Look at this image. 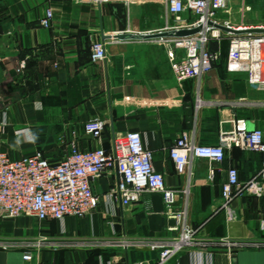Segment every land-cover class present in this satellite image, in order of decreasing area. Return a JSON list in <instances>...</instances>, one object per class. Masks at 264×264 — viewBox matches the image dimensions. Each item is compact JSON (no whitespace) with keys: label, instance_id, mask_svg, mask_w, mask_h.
<instances>
[{"label":"crops","instance_id":"1","mask_svg":"<svg viewBox=\"0 0 264 264\" xmlns=\"http://www.w3.org/2000/svg\"><path fill=\"white\" fill-rule=\"evenodd\" d=\"M109 4L0 0V151L13 158L41 151L58 163L72 145L108 149L115 134L139 132L166 186L178 192L176 208L186 207L187 224L199 229L196 243L164 264H264V196L235 199L233 219L221 209L226 170L236 167L246 182L259 170L261 155L233 148L222 164L194 159L191 175L177 173L170 157L183 133L197 145H214L240 119L264 131V87L252 84L245 70L229 69L227 40L209 43L221 59L208 74L178 83L171 66L185 53L173 37L102 39L157 33L165 20L154 31L117 28ZM47 9L54 21L43 28L39 21ZM224 15L220 20L231 24V15ZM97 42L105 43L106 59L92 62ZM94 119L106 123L100 139L84 132ZM117 180L110 170L92 181L99 203L84 217L0 219V239L18 240L14 248H0V264H156L159 251L149 244L177 236L168 230L174 221L166 217L159 193L145 192L123 206L112 195ZM26 252L32 260L23 259Z\"/></svg>","mask_w":264,"mask_h":264},{"label":"built area","instance_id":"2","mask_svg":"<svg viewBox=\"0 0 264 264\" xmlns=\"http://www.w3.org/2000/svg\"><path fill=\"white\" fill-rule=\"evenodd\" d=\"M102 5L108 0H93ZM233 0H120L125 6L147 3L160 4L164 9L165 25L159 32H174L184 29L200 28L199 32L187 37H173L177 48L184 51L182 59L172 63V73L178 83L187 80H200L208 74L221 59L218 50L211 49V41L218 44L228 41V66L231 70H245L252 84L264 87V33L234 35L221 31L211 25L221 24L235 28L229 20L221 21L219 14L231 15L230 2ZM243 12L250 8L244 6ZM54 21L52 9H47L39 24L50 28ZM239 26L235 29H250ZM257 28V27H254ZM258 28H264L260 26ZM106 59L104 42L94 43L91 47L92 62ZM22 65L17 69L20 71ZM106 123L94 119L84 124V132L93 139H100ZM241 149L261 155L259 170L246 182H241L236 167L226 170V180L222 184L221 209L228 218L235 214L232 202L240 197L251 195L264 196V131L260 128L249 129L247 121L237 120L230 131L221 132L214 145H197L188 134L183 133L170 149L177 173L191 175L194 159H205L210 163L222 164L226 151ZM115 170L118 180L112 195L123 206L140 200L145 192L161 194L165 215L174 221L169 231H178L175 237L156 240L149 244L159 251L156 264H164L178 251L196 243L199 229L187 224V208H176L178 192L166 186L163 173L156 170L152 153L143 144L139 132L125 131L115 134L110 147L102 145L93 149L81 150L72 145L69 153L58 163H52L41 151L32 155L13 158L0 151V219L33 217L38 221H62L65 217H84L98 205L99 197L93 192L92 181L101 174ZM216 169L210 165L209 179L213 180ZM18 240L0 239V248L11 249ZM26 261L32 254L26 252Z\"/></svg>","mask_w":264,"mask_h":264},{"label":"rangeland","instance_id":"3","mask_svg":"<svg viewBox=\"0 0 264 264\" xmlns=\"http://www.w3.org/2000/svg\"><path fill=\"white\" fill-rule=\"evenodd\" d=\"M115 7L116 12L112 15V21L115 27L123 28L129 25L137 30H159L163 26L164 9L160 4H140L132 5L130 8L125 6L120 0H108ZM231 25L239 27L241 24H264V0H246L244 6L249 7L248 11H242L243 3L237 0L230 2ZM225 16V15H224ZM226 17H228L226 15Z\"/></svg>","mask_w":264,"mask_h":264},{"label":"water","instance_id":"4","mask_svg":"<svg viewBox=\"0 0 264 264\" xmlns=\"http://www.w3.org/2000/svg\"><path fill=\"white\" fill-rule=\"evenodd\" d=\"M217 29L228 32L234 35H241V34H263L264 33V28H250V29H235L231 27H227L221 24H214L210 23ZM200 28H194V29H184V30H179V31H174V32H157V33H147V34H140V35H135V34H127V33H118L113 36L110 35H103L102 39L105 41L106 39L110 38H115V39H128V38H141V39H151V38H162V37H187L193 34H196L199 32Z\"/></svg>","mask_w":264,"mask_h":264}]
</instances>
